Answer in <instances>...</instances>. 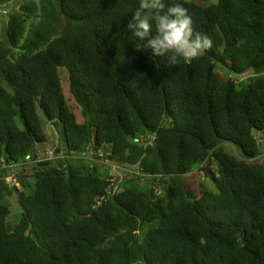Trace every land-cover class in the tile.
Listing matches in <instances>:
<instances>
[{"label": "trees", "instance_id": "trees-1", "mask_svg": "<svg viewBox=\"0 0 264 264\" xmlns=\"http://www.w3.org/2000/svg\"><path fill=\"white\" fill-rule=\"evenodd\" d=\"M175 3L213 46L172 67L134 50L126 27L139 0H57L36 26L32 5L9 16L0 193L16 195L22 215L8 226L0 203V264H264V0H165ZM251 72L250 83L232 77ZM45 120L64 126L67 150L30 165ZM101 155L141 175L110 195L114 167L100 174ZM13 167L24 172L17 190ZM197 173L215 191L193 192Z\"/></svg>", "mask_w": 264, "mask_h": 264}, {"label": "clouds", "instance_id": "clouds-1", "mask_svg": "<svg viewBox=\"0 0 264 264\" xmlns=\"http://www.w3.org/2000/svg\"><path fill=\"white\" fill-rule=\"evenodd\" d=\"M193 24V18L183 4L166 5L165 0H139L126 28L136 38L135 51L150 48L153 56L166 57L168 66L172 67L178 66L181 58L189 62L213 46L212 39L195 31ZM153 29L154 36L151 35ZM241 43L243 41H238V46ZM55 152L61 154L59 150ZM14 185L19 188L18 183Z\"/></svg>", "mask_w": 264, "mask_h": 264}, {"label": "rangeland", "instance_id": "rangeland-1", "mask_svg": "<svg viewBox=\"0 0 264 264\" xmlns=\"http://www.w3.org/2000/svg\"><path fill=\"white\" fill-rule=\"evenodd\" d=\"M195 1V3L197 4H203L204 0H193ZM216 0H210V2H215ZM24 4H28V5H32L34 7V11H35V18L30 19L29 23L32 24L33 26H36L39 21L41 20L40 14L41 13V8L45 7L47 5L50 6H54L57 7V0H8L7 3L0 5V40L2 42H6V37H7V27H8V21H9V16L13 15V14H18L20 7ZM63 26H64V21L58 22L56 25H54V28L56 30V33H61L63 30ZM62 77L65 81L68 80V74L66 73L65 70H63L61 72ZM41 117L42 119L44 118V115L42 113ZM45 133L47 135L48 141L47 144L45 145V147H41L38 152L40 153L39 155H41V157L43 159H45V154H47L48 151H58V148H60L62 151L67 150V146L65 143V140L63 138V132L65 131V128L63 125H59V128L56 127L54 124H52V122L45 120ZM225 148L227 151L234 153L238 156L239 151H237L236 146L232 145V144H225ZM263 151H264V144L262 147ZM30 165H34V164H30ZM97 166V170L100 174H102L103 176H107L108 173H110V171H112L113 173V167H118L117 169L119 170L118 172L121 173V175L124 176V172L122 171L123 169L119 166L114 165L113 163H108V161L106 160H100V164L96 163ZM29 168H31L30 166H28ZM16 169V168H14ZM126 169V168H125ZM13 175L15 176H10V177H14V180H12L15 183H18V187L21 188V183H22V176H24V172H19L16 170L13 171ZM25 174L27 175L26 178H24L27 183L32 187L34 185L33 179L31 178V172L30 169L26 170ZM205 173L199 174L197 173L195 176H191L188 184L190 186V189L195 192L198 193L200 191V189H209V190H213L214 186L212 184L211 179L206 178ZM23 179V180H24ZM25 193L27 194V196H31L33 194V189H25L24 190ZM0 203H4V205H6L7 207L10 208V210L12 211V215L11 217L8 219V226L13 227L15 226L17 223L20 222L21 220V215H22V209L19 206V203L16 200V195L12 196V197H7L5 196L4 192L0 193Z\"/></svg>", "mask_w": 264, "mask_h": 264}, {"label": "built area", "instance_id": "built-area-1", "mask_svg": "<svg viewBox=\"0 0 264 264\" xmlns=\"http://www.w3.org/2000/svg\"><path fill=\"white\" fill-rule=\"evenodd\" d=\"M40 153L37 152L35 153L34 155V159L33 161L30 160L31 164H38L40 162H42L43 160H51L53 161L54 159H56L57 157L60 156V154L58 155L57 152H52V151H48L47 154H45V159H43L41 157V155H39ZM75 157V155L73 156ZM84 159H91L92 158V153H89V154H84L83 155ZM103 160L104 159V156H100ZM118 167H114V173L112 175L115 176V179L112 180V184L110 186V192L109 194L110 195H115L117 193H119L121 191V184L126 180V179H132L135 175H141V171H139L138 169L136 168H128V169H124V176L121 175V173H119ZM126 173L128 175H126ZM15 183L17 184L16 180H15Z\"/></svg>", "mask_w": 264, "mask_h": 264}, {"label": "water", "instance_id": "water-1", "mask_svg": "<svg viewBox=\"0 0 264 264\" xmlns=\"http://www.w3.org/2000/svg\"><path fill=\"white\" fill-rule=\"evenodd\" d=\"M254 76V73L253 72H251V73H248V74H246V75H242V76H240L239 74H233L232 75V77L234 78V79H237V80H239V81H243V80H245V79H248V83H250L251 82V78ZM3 177V175H0V179ZM13 180V178L12 177H8L7 178V182L10 184V187H12V188H14V182L12 181ZM15 190H17V188H14ZM23 196V192H20V194H19V197H22Z\"/></svg>", "mask_w": 264, "mask_h": 264}]
</instances>
